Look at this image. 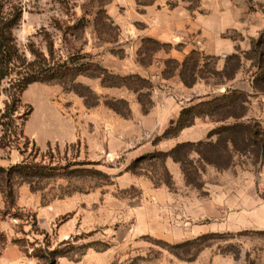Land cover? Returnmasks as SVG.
<instances>
[{"label": "rangeland", "instance_id": "1", "mask_svg": "<svg viewBox=\"0 0 264 264\" xmlns=\"http://www.w3.org/2000/svg\"><path fill=\"white\" fill-rule=\"evenodd\" d=\"M12 8L20 55L69 72L29 85L2 120L11 127L0 126V168L47 170L13 178L10 211L0 191V264H264V158L235 155L218 170L192 155L188 180L170 158H148L233 124L196 119L163 138L183 109L227 91L242 96L239 122L264 131V95L253 90L264 74V0H4ZM193 51L200 75L187 88L171 62ZM232 56L227 69L239 68L227 80ZM95 66L132 90L86 77ZM68 132L76 141H57Z\"/></svg>", "mask_w": 264, "mask_h": 264}, {"label": "trees", "instance_id": "2", "mask_svg": "<svg viewBox=\"0 0 264 264\" xmlns=\"http://www.w3.org/2000/svg\"><path fill=\"white\" fill-rule=\"evenodd\" d=\"M20 19V9L12 8L9 13H5L4 0H0V87L4 83L9 85L8 89L3 90L7 95V101L3 113L0 116V126L4 130L7 129L6 131H8L11 125L3 123L2 120L13 115L15 106L19 103L18 97L22 95L29 85L34 83H47L49 80L56 78L59 80L64 76L65 72H69L66 64L55 65L53 67H46L47 65L45 64L40 65L39 62L45 63V59L41 54L35 53V51H31L34 57V60L31 62H27L20 55L13 36V30L19 24ZM154 44L158 43L156 42ZM233 60H237V58L232 56L227 59V64L222 74L228 70L227 66L229 64L230 67V63ZM258 63V69L262 72L264 70V61L261 55ZM171 64L175 65V69L179 72L180 80L185 87L190 88L196 83L200 75V61L198 60V54L196 52H191L182 64L175 61H172ZM94 68L95 75L85 76L92 79H100L102 86L106 88L125 87L130 89L128 85L110 81L122 80L120 82H123V80H128V78L120 79L110 77L105 70L97 66ZM238 68L237 63L229 68V73L227 72L226 74L227 80L233 78ZM133 90L135 91V89ZM253 90L258 94L264 95V74H260L253 80ZM80 96L84 97L82 95ZM241 97V94L238 92L229 93L227 91L212 101L183 109L175 126L171 123L168 130L164 133L163 138L172 139L177 137L182 130L193 126L196 119L210 118L216 123H226L228 120H234L235 122L211 131L206 141L179 144L169 153H156L148 156V158H159L162 160L170 158L174 163L180 165L186 180L189 177L187 166L190 164L192 155L197 156L198 161L204 165L214 167L218 170L227 169L231 165L235 155H251L256 161H261L264 158V131L256 124L239 122L245 116L244 102ZM120 103L124 106L126 105L123 101H120ZM140 104L143 114H147L148 110L145 104ZM108 107L124 118H128L130 115L127 108L125 109V113H121L112 105ZM4 136L0 139V145L4 140ZM46 170V167L27 162H22L8 170L0 168V174L2 176L0 180V191L5 196V207L7 211L15 207L12 198L13 192L11 191L13 178L18 177L21 180L39 178ZM12 243L17 244L16 241Z\"/></svg>", "mask_w": 264, "mask_h": 264}, {"label": "crops", "instance_id": "3", "mask_svg": "<svg viewBox=\"0 0 264 264\" xmlns=\"http://www.w3.org/2000/svg\"><path fill=\"white\" fill-rule=\"evenodd\" d=\"M195 126L193 125L191 128H194ZM191 128H189V129H186V130H184V131H182V135L184 134V132H186L187 130H190ZM181 135V136H182ZM33 139H34V137H35V135L34 134H32V135H30ZM76 136L73 134V133H71V132H68V133H64L63 134V136H61V139L60 140H57L58 142L59 141H63L64 143H71V142H74V141H76ZM35 140V139H34ZM186 141H192V139H186ZM194 141V140H193ZM180 142H182V140L180 141Z\"/></svg>", "mask_w": 264, "mask_h": 264}]
</instances>
